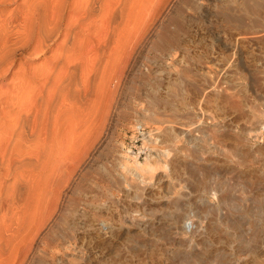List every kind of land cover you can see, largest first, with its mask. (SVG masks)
I'll return each instance as SVG.
<instances>
[{"label":"rangeland","instance_id":"rangeland-1","mask_svg":"<svg viewBox=\"0 0 264 264\" xmlns=\"http://www.w3.org/2000/svg\"><path fill=\"white\" fill-rule=\"evenodd\" d=\"M258 2L263 18L264 0H126L96 81L78 102L77 140L69 123L63 128L62 182L56 186L46 172L28 208L32 222L13 237V255H2V264H247L256 251L264 257V122L240 131L257 110L264 115V37L249 36L261 29L253 22ZM137 123L164 132L174 125L161 133L166 167L148 183L120 163ZM233 130L242 145L226 134ZM224 150L247 164L227 163ZM217 179L232 185L238 226L217 223L225 208L216 213L202 200Z\"/></svg>","mask_w":264,"mask_h":264},{"label":"bare ground","instance_id":"bare-ground-1","mask_svg":"<svg viewBox=\"0 0 264 264\" xmlns=\"http://www.w3.org/2000/svg\"><path fill=\"white\" fill-rule=\"evenodd\" d=\"M125 6L126 0H0V81L6 79L0 86V264L2 255L6 260L13 255V237L25 230V222L26 226L32 222L28 208L33 195L43 184L46 172L54 173L56 186L62 182L59 143L63 128L69 123L71 141L77 140L78 102L88 94L89 85L96 81L95 70L113 42L109 30L113 33L111 26L123 18ZM261 9L259 2L252 6L256 14L254 25L261 28L254 34L250 32L252 39L264 37ZM100 25L105 27V34L98 37L96 30ZM35 59L42 60L35 65ZM256 74L252 78L253 84L259 81ZM234 105L239 109L241 104ZM257 113L247 118L240 131H254L264 122V115ZM168 127L171 130L174 125ZM158 128V125L152 127L157 138H162L161 133L170 134V130L164 132V127ZM214 128L211 131H215ZM182 130L190 129L182 127ZM226 134L234 144H241V133L233 130ZM155 137L150 136L148 142L153 143ZM173 139L179 141L177 132ZM123 148L120 163L135 170L143 183L157 168L166 167L168 149L154 147L155 154L149 152L143 161H139ZM225 150L223 156L227 163L245 164L244 157L237 158L239 156L234 154L235 159ZM192 153L196 152L192 150ZM143 173L148 176L143 178ZM222 180L217 179L202 200L208 210L215 209L216 213L225 208L227 212L216 216V222L232 228L238 226L231 217L234 208L230 198L232 185L229 188ZM213 228L212 225L209 227L210 230ZM132 243L131 238L134 248L136 244ZM199 254L191 255L189 260L196 262ZM248 263L264 264V257L256 251L247 258Z\"/></svg>","mask_w":264,"mask_h":264},{"label":"built area","instance_id":"built-area-1","mask_svg":"<svg viewBox=\"0 0 264 264\" xmlns=\"http://www.w3.org/2000/svg\"><path fill=\"white\" fill-rule=\"evenodd\" d=\"M153 126L135 124L126 135L123 146L124 149L131 155L137 156L139 159L144 158L149 152L154 153V147H160L162 138H157V132L152 130ZM150 136H156L153 143H149ZM147 141V142H146Z\"/></svg>","mask_w":264,"mask_h":264}]
</instances>
